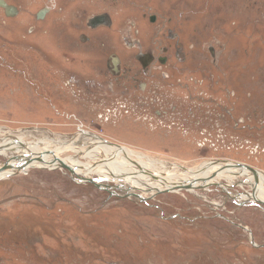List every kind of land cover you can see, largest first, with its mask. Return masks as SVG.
<instances>
[{"label":"rangeland","instance_id":"obj_1","mask_svg":"<svg viewBox=\"0 0 264 264\" xmlns=\"http://www.w3.org/2000/svg\"><path fill=\"white\" fill-rule=\"evenodd\" d=\"M7 1L20 12L0 7V139L82 131L170 165L264 173V0ZM99 13L112 21L107 50L88 55L73 26ZM139 42L169 48L170 62L146 79L148 94L112 90L106 59L134 67L128 46ZM75 177L38 168L0 181V264H264V206L246 199L245 176L220 177L230 189L133 197Z\"/></svg>","mask_w":264,"mask_h":264},{"label":"bare ground","instance_id":"obj_2","mask_svg":"<svg viewBox=\"0 0 264 264\" xmlns=\"http://www.w3.org/2000/svg\"><path fill=\"white\" fill-rule=\"evenodd\" d=\"M93 138L94 136L83 132L68 140L48 138L26 142L23 135L19 138H4L0 139V156L11 164H18L17 159H22L19 163L23 168V175L31 169L38 168L50 171L66 170L62 167L63 164L71 168L74 179L75 176H79L84 182L88 179L100 182L114 180L122 191L132 196H139L138 194L143 191L157 193L173 189L175 193L181 191L180 188L186 182L193 186L188 192L198 194L196 190L211 185H219L225 189L226 185L223 183L221 185V178L224 175L245 176L246 183L251 184L253 189V195H248L249 198L246 199L264 203V173L256 172L255 175L249 170L240 171L233 166H226L229 164H211L212 161L194 168L170 165L155 157L137 153L129 147H120L102 139L96 140L98 137ZM10 152L12 155L8 154ZM23 157H31L33 160L26 162ZM3 165L0 166V181L18 174L17 169H6ZM150 183L154 184L153 187L149 186ZM155 183L159 188L154 187ZM100 186L103 188L107 185L104 183ZM246 199L244 197L242 200Z\"/></svg>","mask_w":264,"mask_h":264},{"label":"flooded vegetation","instance_id":"obj_3","mask_svg":"<svg viewBox=\"0 0 264 264\" xmlns=\"http://www.w3.org/2000/svg\"><path fill=\"white\" fill-rule=\"evenodd\" d=\"M3 1L9 7L16 10L15 16L11 17L7 14V12L3 8H1L4 11L5 17L9 19L16 17L20 12L19 8L17 6L10 5L7 0H3ZM44 12L46 14H44V16L42 17L41 15ZM51 12L52 10H50L49 8L40 10L36 16L37 21L43 23L47 15ZM77 20L78 22L75 21L73 28L76 29L77 32H79V35L76 38L78 40L77 43L80 44L78 46L79 47L83 46V50L85 51L87 50L88 52L85 53L88 55L107 50L106 49L107 46L105 43L106 38L104 40L102 35H104L106 30L111 29L113 27L110 15L106 13H99L91 17L90 16L85 17L84 19L77 18ZM155 21H156V17L154 16L151 17V22L154 23ZM159 34H161V32ZM159 34L157 37H160ZM169 35L171 36L170 39H168L169 42L176 40V37H174V35H172L171 33H169ZM158 41H162V40L159 39ZM75 45L76 44H72L71 49L75 48L74 47ZM85 46L86 49L84 48ZM170 47L172 46L170 45ZM128 49L138 50V53L134 56V59L137 62V64L134 67H130V65L124 63L123 59L119 55L111 54L110 57L105 61V66H104L105 69L98 68V70L101 69L103 73L104 72L106 73L107 71L109 72L110 77L113 79L110 82L112 90L124 89L126 91L133 90L135 92L138 91L139 93L142 94H148L150 85L146 82V79L149 76H150L149 78L158 77L159 72L163 70L164 66L168 65V63L170 62L169 61L170 58L168 56L170 49L164 47L163 45H160V47L158 48V52H160V54L157 55L153 51L145 52L143 50L144 47H142V44L140 42L137 43L136 45L133 44V46L132 45L128 46ZM212 57H215V55H213ZM75 76L77 77L70 78L68 81V85L69 86L71 85V87L76 86V82L78 83L79 80L78 78L82 77V74L76 73ZM85 84L93 85L94 87L95 81L87 80ZM145 101H149V100L146 99ZM146 104L148 105V103Z\"/></svg>","mask_w":264,"mask_h":264},{"label":"water","instance_id":"obj_4","mask_svg":"<svg viewBox=\"0 0 264 264\" xmlns=\"http://www.w3.org/2000/svg\"><path fill=\"white\" fill-rule=\"evenodd\" d=\"M0 7H2L6 12H7V14L9 15V16H11V17H13V16H15V12H16V10L15 9H13V8H11V7H9L3 0H0ZM44 14H46L45 12L44 13H42V17L44 16ZM24 158V157H23ZM19 162H21L22 161V159H17ZM16 160V161H17ZM23 160H26V162H29V161H31V160H33L31 157H25ZM17 161V162H18ZM18 162V164H11V162L10 161H6L5 163H4V165H5V167H6V169L7 168H12V169H17L18 171V174L17 175H19V174H22L23 173V168L21 167V165H20V163ZM224 163H226V162H224ZM226 164H229V166H233V167H235V168H237L238 170H240V171H244V170H249V171H251L253 174H255L256 175V170H254V169H252V168H250V167H248V166H246V165H243V164H236V163H233V164H231V162H227ZM3 165V166H4ZM228 166V167H229ZM62 167L64 168V169H66V170H68V171H70L72 174V176H73V172L71 171V168L70 167H68V166H66V165H63L62 164ZM22 171V172H21ZM74 179V178H73ZM75 180V179H74ZM87 183L88 184H91L92 186H94L96 189H99V190H104V191H108V192H110L111 194H113V193H115V192H113V188L110 186V185H108V186H106V187H103V188H101V182L99 181V180H96V179H88L87 180ZM239 184H242V185H246V183L245 182H239ZM217 187L219 186V185H216ZM193 187V186H192ZM191 187V185L189 184V183H184L183 185H182V187L180 188L181 189V191H187L188 192V189L190 188H192ZM234 187V186H233ZM117 189V191H120V192H122V189L120 188V187H116ZM231 188V186H226V189H230ZM202 189V188H201ZM227 191V190H226ZM124 192V191H123ZM170 193V192H173V189L172 190H166V193ZM126 193V195H127V197H133L131 194H129L128 192H125ZM158 194H160V193H163V191H158L157 192ZM238 195H241L242 196V194H238ZM244 195V194H243ZM116 196V195H115ZM140 198V197H139ZM252 202H255V201H252ZM256 203H258V204H260V205H263L264 206V203L263 202H260V201H256ZM239 227H241V228H243L244 230H246V231H248L250 234H251V232H250V230H248L247 228H244V227H242V226H239ZM252 238V237H251ZM251 243H253V238H252V240H251ZM253 245H254V243H253Z\"/></svg>","mask_w":264,"mask_h":264}]
</instances>
